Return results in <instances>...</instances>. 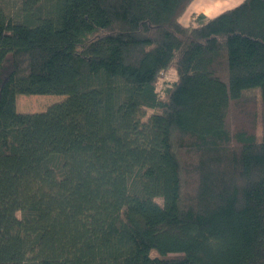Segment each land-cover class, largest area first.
<instances>
[{"label":"trees","instance_id":"obj_1","mask_svg":"<svg viewBox=\"0 0 264 264\" xmlns=\"http://www.w3.org/2000/svg\"><path fill=\"white\" fill-rule=\"evenodd\" d=\"M191 2L0 0V264H264V0Z\"/></svg>","mask_w":264,"mask_h":264},{"label":"rangeland","instance_id":"obj_2","mask_svg":"<svg viewBox=\"0 0 264 264\" xmlns=\"http://www.w3.org/2000/svg\"><path fill=\"white\" fill-rule=\"evenodd\" d=\"M176 77V72L173 68L161 72L157 82L160 93L163 94L165 87L171 85ZM65 97L64 94H18L16 96V107L19 112L40 111ZM148 111L151 112V109H148ZM228 125L235 130L246 129L258 135V137L263 135V107L258 91L247 92L240 100L232 104ZM157 201L162 202V199L158 198Z\"/></svg>","mask_w":264,"mask_h":264},{"label":"crops","instance_id":"obj_3","mask_svg":"<svg viewBox=\"0 0 264 264\" xmlns=\"http://www.w3.org/2000/svg\"><path fill=\"white\" fill-rule=\"evenodd\" d=\"M243 0H192L186 11L180 17L184 25L191 24L199 14L214 17L222 11L232 8Z\"/></svg>","mask_w":264,"mask_h":264}]
</instances>
